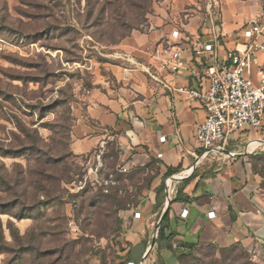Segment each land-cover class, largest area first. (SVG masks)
Wrapping results in <instances>:
<instances>
[{
	"label": "rangeland",
	"instance_id": "rangeland-1",
	"mask_svg": "<svg viewBox=\"0 0 264 264\" xmlns=\"http://www.w3.org/2000/svg\"><path fill=\"white\" fill-rule=\"evenodd\" d=\"M198 3L0 0V264H126L118 203H135L148 174L120 169L115 140L75 154L72 132L89 104L131 101L160 82L172 31L220 19L216 0ZM237 256L203 248L187 263L247 264Z\"/></svg>",
	"mask_w": 264,
	"mask_h": 264
},
{
	"label": "crops",
	"instance_id": "crops-1",
	"mask_svg": "<svg viewBox=\"0 0 264 264\" xmlns=\"http://www.w3.org/2000/svg\"><path fill=\"white\" fill-rule=\"evenodd\" d=\"M218 1L219 20L197 16L185 24L187 39L170 38L181 49L185 63L178 74L161 70L160 82L141 89L142 96L131 101L93 102L74 126L71 149L75 154H92L115 140L126 172L132 178L140 171L148 174L137 201L120 211L126 264H167L163 252L175 257L169 264H180L175 250H187L188 243L197 247L238 245L253 260H264V187L254 167L256 157L264 152V123L260 128L232 132L227 141L229 155L209 153L196 140L197 127L207 116L203 102L169 89L181 85L196 88L205 82L201 76L214 59L211 53L195 56L198 37L214 43L219 62H223L228 52L245 44L244 25L253 18L264 20V0ZM175 3L180 8L201 5L198 0ZM140 41L135 36L126 44L136 48ZM258 59L259 64L247 70L255 81L258 71L264 70V55L259 54ZM163 135L166 141L161 142ZM185 208L189 212L182 217ZM211 210L216 212L213 218L208 216ZM134 211L141 216L135 218Z\"/></svg>",
	"mask_w": 264,
	"mask_h": 264
},
{
	"label": "built area",
	"instance_id": "built-area-1",
	"mask_svg": "<svg viewBox=\"0 0 264 264\" xmlns=\"http://www.w3.org/2000/svg\"><path fill=\"white\" fill-rule=\"evenodd\" d=\"M216 4L220 5L218 0ZM214 34L216 38L219 36L216 29ZM243 36L246 40L243 47L228 52L223 62H219L215 44L198 37L193 46L195 56L202 58L211 53L214 59L212 64L205 66L201 76L205 82L196 88L186 85L169 87L187 95L190 100L203 102L207 116L197 127L196 140L209 153L229 155L227 141L232 132L247 127L260 128L264 123V70L258 71V81L247 74L248 68L259 64V54L264 55V20L259 17L250 19L243 27ZM171 37L179 41L187 39L179 29L173 30ZM177 45L170 44L161 61V69L172 75L178 74L185 66ZM160 141H166V136H161ZM119 167L124 172L128 170L123 165ZM188 212L187 208L183 209L181 216L186 217ZM140 216L141 212L134 211L135 218ZM208 216L213 218L216 212L211 210ZM127 264L135 263L130 261Z\"/></svg>",
	"mask_w": 264,
	"mask_h": 264
},
{
	"label": "trees",
	"instance_id": "trees-1",
	"mask_svg": "<svg viewBox=\"0 0 264 264\" xmlns=\"http://www.w3.org/2000/svg\"><path fill=\"white\" fill-rule=\"evenodd\" d=\"M262 159H264V152L263 153H260L256 159H255V171L260 175L261 177V182H262V185L264 187V166L263 168H261L259 165H260V162L262 161ZM45 190H47V188H44ZM48 192L50 191V188L47 190ZM118 206H119V210L121 209L122 210V207L120 205V203H118ZM41 212L39 211L37 213L36 216H32V215H29L28 213H20L18 215V218L19 219H23V218H33V220H38V218H40L41 216ZM168 219V214L165 216L164 220H167ZM161 235H163V225L160 227V231H159V238L161 237ZM170 237V236H169ZM7 242L5 241V236H4V231H3V227L2 225H0V252H2V250H5V247L4 245H6ZM187 247L188 249L187 250H184V251H180V250H175V253L179 259V262L180 264H188L187 263V260L188 258L191 256V254H193L195 251L197 250H200V249H203V248H215V249H219V250H222V251H239L240 255L241 256H237V260H233V262L235 263L236 261H239V259L241 258H244L246 257L247 258V264H255L253 262H256L255 260H253L251 254L245 250L243 247L241 246H238V245H234V246H230V247H218L216 245H209V246H205V247H197L196 244L194 243H188L187 244ZM169 248H172L171 245H169ZM233 259V257H228L227 260H231ZM264 264V263H263Z\"/></svg>",
	"mask_w": 264,
	"mask_h": 264
},
{
	"label": "water",
	"instance_id": "water-1",
	"mask_svg": "<svg viewBox=\"0 0 264 264\" xmlns=\"http://www.w3.org/2000/svg\"><path fill=\"white\" fill-rule=\"evenodd\" d=\"M227 152L230 153L228 150H227ZM158 230H159V228L157 229V232H156V235L154 237L153 243L150 245L151 248L154 246L155 239L157 238V235H158Z\"/></svg>",
	"mask_w": 264,
	"mask_h": 264
}]
</instances>
